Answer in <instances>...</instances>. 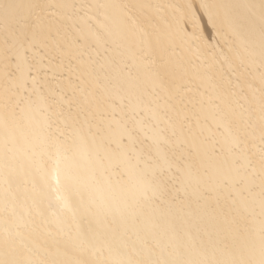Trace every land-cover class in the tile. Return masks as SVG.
<instances>
[{
    "label": "bare ground",
    "instance_id": "1",
    "mask_svg": "<svg viewBox=\"0 0 264 264\" xmlns=\"http://www.w3.org/2000/svg\"><path fill=\"white\" fill-rule=\"evenodd\" d=\"M262 136L264 0H0V264H259Z\"/></svg>",
    "mask_w": 264,
    "mask_h": 264
},
{
    "label": "snow or ice",
    "instance_id": "2",
    "mask_svg": "<svg viewBox=\"0 0 264 264\" xmlns=\"http://www.w3.org/2000/svg\"><path fill=\"white\" fill-rule=\"evenodd\" d=\"M5 7H11L9 5H5ZM262 139H264V136H262ZM262 159V164H264V155H262L261 157ZM176 264H184V262H176ZM192 264H196V262H192ZM204 264H213V262L208 261V262H204ZM215 264H225V262H215ZM226 264H231V262H226ZM247 264H251V262H247ZM259 264H264V259H261V261L259 262Z\"/></svg>",
    "mask_w": 264,
    "mask_h": 264
}]
</instances>
